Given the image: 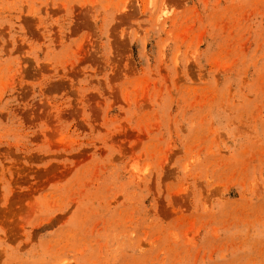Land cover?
Masks as SVG:
<instances>
[{"label": "rangeland", "instance_id": "1", "mask_svg": "<svg viewBox=\"0 0 264 264\" xmlns=\"http://www.w3.org/2000/svg\"><path fill=\"white\" fill-rule=\"evenodd\" d=\"M0 264H264V0H0Z\"/></svg>", "mask_w": 264, "mask_h": 264}, {"label": "bare ground", "instance_id": "2", "mask_svg": "<svg viewBox=\"0 0 264 264\" xmlns=\"http://www.w3.org/2000/svg\"><path fill=\"white\" fill-rule=\"evenodd\" d=\"M156 3V2H155Z\"/></svg>", "mask_w": 264, "mask_h": 264}]
</instances>
